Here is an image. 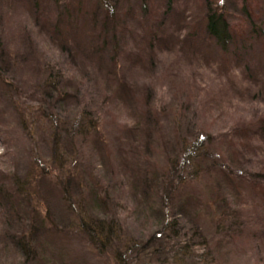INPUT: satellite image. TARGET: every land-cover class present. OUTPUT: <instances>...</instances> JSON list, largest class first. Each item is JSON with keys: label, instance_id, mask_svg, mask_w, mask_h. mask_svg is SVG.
Here are the masks:
<instances>
[{"label": "rangeland", "instance_id": "1", "mask_svg": "<svg viewBox=\"0 0 264 264\" xmlns=\"http://www.w3.org/2000/svg\"><path fill=\"white\" fill-rule=\"evenodd\" d=\"M55 1L0 0V36L6 43L0 51L24 56L5 75L7 84L0 83V181L12 187L14 181L33 179L27 214L33 209L48 219L46 262L121 264L116 243L95 248L78 224L90 216L91 190L99 186L109 201L100 211L120 222L118 236L132 247L129 253L120 249L123 264H264V138L256 134L264 122V0L212 2L231 25L234 39L227 51L206 32L208 0H114L119 1L117 17L106 31L97 0ZM44 65L62 75L68 93V100L54 109L40 108L32 90ZM83 118L96 125L97 134L76 138V146L66 138L58 154L55 123L75 126ZM201 135L210 151L202 165L208 169L215 163V168L210 166L200 182L190 181L177 199L167 202L169 222H177L173 233L179 237L171 236L177 246L164 251L158 235L153 248L141 250L160 233V210L142 215L146 200L136 197L131 183L147 178L151 184L168 174L177 182L184 172L193 173V160L184 162L188 155L182 149L192 151ZM223 172L239 180L228 191L243 213L229 218L232 237L216 230L210 210L198 218L194 208H181L187 199L195 205L198 192L210 201L208 186ZM69 178L73 192L77 187L81 193L73 199L85 212L78 213L77 202L63 199L62 185ZM155 187L157 194L153 191L148 199L158 207L163 187ZM246 219L257 224L243 225L241 234L235 223ZM2 222L0 216L3 233ZM52 226L59 233H51ZM193 227H201L206 239L198 240ZM22 229L17 222V231ZM4 252L0 264L20 263Z\"/></svg>", "mask_w": 264, "mask_h": 264}, {"label": "trees", "instance_id": "2", "mask_svg": "<svg viewBox=\"0 0 264 264\" xmlns=\"http://www.w3.org/2000/svg\"><path fill=\"white\" fill-rule=\"evenodd\" d=\"M97 1L99 2V5H98V8L100 9L99 15L102 16V17H99L101 19L100 21H102V31H106L107 26L109 24L110 25L114 24V21L117 17L116 5L118 4L119 1H116V2L114 0H97ZM208 1H209L208 2L209 9H208L207 18H206V22H207L206 32L212 39H214L217 42L218 46L221 47L223 51H227V48L233 43V39H234L233 32L231 30V25L225 13L224 14L221 13V11L218 10L219 7L213 6L214 4L218 3L219 0H208ZM213 1H214V4L212 3ZM55 3L56 5H58L57 0L55 1ZM98 29L99 27L95 29L97 33H99ZM102 31L100 30V33ZM0 33H2V28H0ZM109 33L106 32L107 35ZM114 36L115 35H113V38ZM99 37L104 38L102 33L101 35H99ZM5 46H6V43L4 41V38L0 36V48L3 49V47ZM104 48H107V46H105ZM113 49H117V46L115 44H114ZM94 52L98 55L102 53V51H94ZM23 62H24V56L21 51H11V50H8L7 48L5 49V51H0V83L3 82L7 84L5 75L10 73L11 68H17ZM43 67L40 68V71L37 72V74H39L38 76L40 77H38V80L34 81L35 83L33 84L32 90L34 91L33 93H35V96H37L36 103L40 105V108L46 109L45 107L46 105L47 108L54 109V108H57L56 106L58 104L62 105L63 103H65L66 100H68L67 98L68 93L64 91V87H63L64 83H63L62 75L61 74L54 75L53 73L54 68H52L49 65L48 66L44 65ZM113 67L114 65H112V68ZM13 88L14 86H10V89L13 90ZM54 93H58L59 96H56ZM55 97L57 98L61 97L62 98V100H60L61 102H53ZM10 100L13 103L17 102V105H18V102H20L19 100L14 102L13 95H11ZM16 109H19L20 111L25 112V110H23L22 108L18 107ZM44 116L47 118L50 117L49 113H47ZM22 119H24V117ZM68 122L72 123L73 121H68ZM91 124L92 123L85 122V118L78 121L75 126H73V124H70L69 126V124L67 125L66 121L58 120L55 123L56 127L54 126L57 129V131L53 132V135H54L53 142H54L55 150L58 152V154H60L61 148L62 149L64 148L61 144H62V141H64L66 138H69V139L71 138L70 140L74 142V145L76 146L77 144V142L75 141L76 138L82 139L81 136L87 137V136L96 135L98 132V129L96 128V125L94 124L91 125ZM258 128H259L258 132L256 133L258 134L257 136H260V137L262 136V138H264V122L259 124ZM74 132L76 133L73 134ZM205 140H206L205 136L201 135L200 138H197L195 140V144H193L194 149L192 151H190L191 149H188L185 146H184V149H182V152L184 151L183 155L186 157L188 155V158L185 159L184 162L193 160V162L192 163L190 162V163L192 164L191 166L194 171L193 173H189L190 175L184 172V174H182L181 177H178L179 179H177V182L171 178L170 174L168 175L166 174L167 176L163 177L165 178L163 179V181L155 180V183L151 182L150 184V182H148L149 180L147 178H144L145 180L135 181L131 183V186L135 188L134 192L136 193L135 194L136 197L137 198L139 197L141 201L146 200V202H144L145 206H143V210L141 212L142 215L145 216L149 212L154 214L155 210H160L159 211L160 213L158 212L159 213L158 214L159 215L158 225L160 227V230H159L160 233H157L155 236L152 237L151 240L147 242V245L149 246H147L146 244H144L143 247L141 246L140 247L141 250L153 248V245L151 243L152 241L155 242V240L156 242H158L157 241V238H159L158 235L163 236L161 239L162 243L159 246L161 248H164V251L167 248L169 249L170 247H171V250H173V248L177 246L178 242L172 241L173 239L171 238V236L175 239L179 237V235H176V233H173L177 222L176 221H173L171 223L169 222V215L166 212L167 202L168 200L173 201L177 199L178 198L177 193L180 191L182 192L184 187L187 186L190 181H193L192 183H194L195 181L200 182L202 180L201 178L206 173L210 172V168H209L210 166H211V169L215 168L214 167L215 163H211L210 165L207 163L209 165L208 169H205V166L202 165L204 158L206 161L208 155H210L209 148L206 149L204 147L203 142ZM193 152L194 154H191ZM73 153L74 152H72V154ZM65 154L66 155L64 156L69 157L71 153L67 152ZM57 159L62 160L63 159L62 155H60V157H57ZM223 175L224 176H222L221 180L214 179L211 181L212 183L209 184L208 187L210 189L209 191L210 198H211L210 201L209 200L206 201L205 198L200 194V192H198V195L193 197L195 201V205H192L193 200L187 199L184 202V204L181 205V208L182 210L194 208L193 209L195 212L194 216L198 218L199 216H202V214H204L203 210H210V214L213 216L212 223L214 227L216 228V230L218 229L219 231H223L222 233L223 235H226V237L227 236L232 237L235 231L233 230L234 227L228 226V223L230 222L232 223V220H230L229 222V218L230 217L232 218V216H236L237 213L239 214V216L240 214H243V213L240 207H237V205L235 207L233 205L234 204L233 199H235V196L234 197L230 195L228 196V191H231V189L236 188V186L239 183V180H237L236 178L231 179L227 177L224 174V172H223ZM70 177L74 178L73 175ZM73 178L68 179L69 181L67 182L68 184L64 182V184L62 185L63 195H64L63 199L67 203L72 202V201L74 203L77 202L79 205L78 208L80 209L78 213H80L83 211L80 208L81 204L78 201V199L76 201L73 198H74V193L77 194L78 198L81 197L80 195L81 193L79 192V190H77V187H75L74 192H73V189H71L70 181ZM0 183H1L0 184V213H1L0 216L3 218L2 227L5 230V232L3 233L0 231V240H1L0 243L2 244L0 245V256L2 257L1 252L5 251L4 254L10 253L11 256H15L17 260L19 259L20 263H16V264H48L46 262L47 260L45 259L47 255L46 254L47 250H46L45 245L43 246V243H44L43 236H47V230L45 228L47 226L44 222L48 219L43 218L41 215H38L37 211L33 209H31V213H33L31 214L32 217L31 216L29 217V214H27L28 209L26 206H30V203H31V192L29 189H32L33 179L31 180L27 179L23 181L22 180L14 181L13 182L14 184L12 185V187L5 186L3 181H0ZM156 185L161 186L160 188L158 187L160 191H161V188L163 187V192L161 194L158 193V196H159L158 198H160V201H161L158 204V207H156V205L154 206V203L150 201L151 198L148 199L149 195L153 191L155 193L157 192V188L155 187ZM78 188L82 189L83 187H78ZM211 188L213 190H211ZM203 190L205 192H207L206 190H208L205 185H203ZM91 192L93 194L92 205H90V207L88 206L91 212L90 216L86 218L84 217L82 218L81 215L77 216V217L82 218L80 222L78 223L81 227V231H83L86 234L87 238L89 239V242L95 248H105L107 246H112L113 243H116L117 244L116 247L118 248L116 255L119 260V263L123 264L125 261L121 257L122 253L120 251L122 250L124 251V253L125 252L129 253L132 250L131 244L127 243L125 240H123L122 238L118 236L120 229L118 231L116 228L120 226V222L116 220L109 221L107 219L108 213L106 211L105 212L100 211L101 208H106L109 202L107 200L108 198L104 197V194L102 193L103 189L102 188L100 189L98 186V189L96 188L95 190H91ZM232 206H234V211L230 209V207ZM103 215H106V217L104 218ZM246 220L248 221L244 223H235V226L239 227L235 230H237L239 233L242 234L243 230L241 227L243 225L250 224V226H253V224H257L256 221H254V219L253 221L249 219H246ZM17 222L20 224H23V229L21 231H17ZM31 222L34 223L33 226L32 227L28 226L27 228H25V224L31 223ZM40 222L41 224H38ZM37 226L41 227V229L40 230L37 229ZM28 228L30 229V232ZM52 228H53L52 229L53 231H51V233L55 232L57 234L58 231L54 230V229L57 230V228L54 226H52ZM193 230L196 236H198V240H203L205 238L201 227H193ZM40 233H42V235ZM45 240H47V238ZM172 242H175V243H172ZM204 242L205 241L199 242L200 243L199 245H204ZM183 249L190 251L189 247H185ZM35 251L37 252L39 251L38 256ZM149 254L150 256H154L156 253L149 251ZM22 260L24 261V263H21ZM175 260L176 258L174 259V261Z\"/></svg>", "mask_w": 264, "mask_h": 264}]
</instances>
